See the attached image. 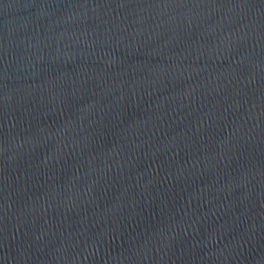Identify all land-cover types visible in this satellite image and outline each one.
Instances as JSON below:
<instances>
[{"label": "water", "instance_id": "95a60500", "mask_svg": "<svg viewBox=\"0 0 264 264\" xmlns=\"http://www.w3.org/2000/svg\"><path fill=\"white\" fill-rule=\"evenodd\" d=\"M0 264H264V0H0Z\"/></svg>", "mask_w": 264, "mask_h": 264}]
</instances>
